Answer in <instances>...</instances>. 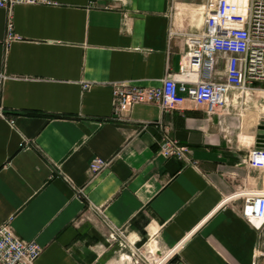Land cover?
<instances>
[{"label": "crops", "instance_id": "obj_1", "mask_svg": "<svg viewBox=\"0 0 264 264\" xmlns=\"http://www.w3.org/2000/svg\"><path fill=\"white\" fill-rule=\"evenodd\" d=\"M204 1L0 6V222L42 245L37 264H264V223L243 197L224 201L264 189V82L213 114L187 99L114 115L113 82L160 85L179 69ZM163 131L195 162L165 157ZM95 155L110 163L94 174Z\"/></svg>", "mask_w": 264, "mask_h": 264}, {"label": "built area", "instance_id": "obj_2", "mask_svg": "<svg viewBox=\"0 0 264 264\" xmlns=\"http://www.w3.org/2000/svg\"><path fill=\"white\" fill-rule=\"evenodd\" d=\"M52 0H0L8 9L17 3H51ZM204 22L197 31H185L186 50L179 69L169 70L160 85H142L126 81L112 84L114 115L123 117L137 102H157L169 109L187 99L204 105L208 114L228 109L237 98H247L256 83L264 82V0H205ZM8 38H15L13 24H8ZM172 33V32H171ZM224 61V67L221 62ZM2 114L5 113L2 111ZM219 122L224 127L225 116ZM13 122L14 119L11 117ZM159 150L165 157L195 162L191 148L163 131ZM110 163L95 155L90 173H97ZM244 198L242 212L253 224L264 223V189H242L231 196ZM113 236H125L114 230ZM174 247L170 252H172ZM137 249H134V251ZM42 245L18 234L8 222H0V264H37Z\"/></svg>", "mask_w": 264, "mask_h": 264}, {"label": "water", "instance_id": "obj_3", "mask_svg": "<svg viewBox=\"0 0 264 264\" xmlns=\"http://www.w3.org/2000/svg\"><path fill=\"white\" fill-rule=\"evenodd\" d=\"M258 140L261 142V145H264V124L259 125Z\"/></svg>", "mask_w": 264, "mask_h": 264}, {"label": "rangeland", "instance_id": "obj_4", "mask_svg": "<svg viewBox=\"0 0 264 264\" xmlns=\"http://www.w3.org/2000/svg\"><path fill=\"white\" fill-rule=\"evenodd\" d=\"M262 94H264V93H262ZM258 105H259V110L258 111L260 112L261 115H264V97H262L259 100V104Z\"/></svg>", "mask_w": 264, "mask_h": 264}, {"label": "bare ground", "instance_id": "obj_5", "mask_svg": "<svg viewBox=\"0 0 264 264\" xmlns=\"http://www.w3.org/2000/svg\"><path fill=\"white\" fill-rule=\"evenodd\" d=\"M161 262H162V261H161ZM161 262H160V263H161Z\"/></svg>", "mask_w": 264, "mask_h": 264}]
</instances>
